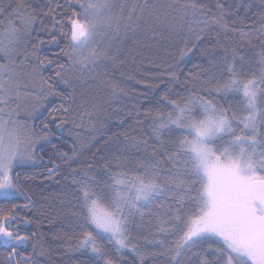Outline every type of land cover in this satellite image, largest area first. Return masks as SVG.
I'll return each instance as SVG.
<instances>
[{
  "label": "snow or ice",
  "instance_id": "1",
  "mask_svg": "<svg viewBox=\"0 0 264 264\" xmlns=\"http://www.w3.org/2000/svg\"><path fill=\"white\" fill-rule=\"evenodd\" d=\"M243 7L250 11L252 4ZM216 8L206 0H138L127 10L115 0H51L38 10L15 0L0 8V264H50L41 231L46 213L22 175L45 163L41 153L49 145L72 160L80 135L74 129L84 126V116L99 117L106 103L121 111L112 101L126 93L108 71L120 62L117 45L145 27L178 37L180 60L192 51L188 35H239L228 45L217 42L220 53L201 48L216 69L208 77L181 78V67L169 65L166 88L137 120L147 121L149 131L123 133L127 143L118 152L133 154L130 164L100 157L103 182L69 165L65 179L74 186L71 213L80 228L69 251L90 253V264H125L126 252L137 264H264V7L259 23L242 24L225 18L231 13L219 0ZM36 25L47 40L34 32ZM253 38L261 43L255 68L240 51ZM46 44L61 45L62 59L41 55ZM89 80L111 91L108 101L93 97L82 115L77 87ZM49 107L45 117L41 110ZM65 132L74 138L71 156L53 142ZM45 170L55 176L60 165ZM145 212L157 222L147 240L152 249H142L130 228Z\"/></svg>",
  "mask_w": 264,
  "mask_h": 264
},
{
  "label": "trees",
  "instance_id": "2",
  "mask_svg": "<svg viewBox=\"0 0 264 264\" xmlns=\"http://www.w3.org/2000/svg\"><path fill=\"white\" fill-rule=\"evenodd\" d=\"M15 0H0V8H7L8 4L14 3ZM25 3L31 5L32 8L39 9L51 0H24ZM63 2V0H61ZM138 0H115L117 4H123L127 10L133 3ZM213 12L220 11L216 8L217 0H206ZM224 5V11L231 13L226 15V19L231 21L237 19L238 24L247 21L251 23L256 21L259 23L257 13L262 6L260 0H219ZM252 4L250 11H247L243 5ZM239 7V11L237 8ZM247 11V14H246ZM235 26V25H233ZM34 32L47 40L45 32L41 31L39 25L35 26ZM187 35V33H184ZM239 33H223L217 35L216 32L205 33L202 39L197 40L195 34L188 35V44L192 51L180 60L178 57V49L182 48L183 42L174 35H169L167 30H160L152 33V30L145 27L137 30L135 39H127L122 44L117 45L119 52V63L111 66L108 71L110 78H115L123 89L121 98L113 100L112 103L121 111L118 113L107 103L105 107L107 111L97 116H84L83 127L74 129L79 133V143L76 145L77 155L70 161L65 162L56 149L50 145L41 153L44 164H37L28 168L22 175L21 182L29 188L33 200L38 207L46 213V218L41 225V231L45 234L44 241L50 252V264H90V253L83 251H69L70 246H74L79 239L80 228L75 222V217L72 216L71 209L73 201L70 196L71 189L74 187L65 177L72 168H77L81 172L88 170L95 173L97 179L107 180L105 169L100 166L99 158L104 157L105 160L113 159L119 156L121 161L131 162L132 155L130 153H120L118 149L123 148L127 142L124 140L123 133L130 132L135 135L136 130L144 127L145 133L149 131L147 121L144 125H138L137 120H143V113L150 108H154L155 100L159 97L157 93L162 94V89L166 88L168 76L166 73L171 71L169 65H179L182 69L181 78L188 75L189 72L199 73L203 77H208L210 72H215L216 69L210 65L208 56L201 55V48L206 47L210 54L220 53L221 47L216 46L217 42L220 45H228L233 42ZM61 45L46 44L41 48V55H46L49 59H62L60 53ZM241 54L245 60L250 62L253 68L257 67L259 53L261 51L260 41L253 38L252 43H243L240 45ZM199 65V67H197ZM52 66L45 69L44 75L48 76L51 73ZM139 81V82H138ZM86 86L85 98L80 96L81 84L77 87V110L83 115L85 111H91L92 98L99 95L103 96L105 101L109 100L106 94L110 89L101 91L98 82L93 83L89 80ZM62 89L64 86H61ZM59 98H55V103L59 104ZM49 105L53 100L47 102ZM224 103V101H221ZM50 107L42 109L44 116L47 117V112ZM139 114V115H138ZM91 120V124L89 123ZM53 132L56 129L52 128ZM67 141V142H65ZM58 148L72 155L71 143L74 138L69 137L67 132L64 133L62 139H53ZM99 149V151H98ZM52 164L60 165V172L55 176H49L45 170L47 166ZM92 164L93 167H89ZM156 209H153L155 212ZM134 241L142 249H152L154 246L147 244V240L151 239V233L156 231L157 222L152 213L145 212L143 222L139 217L135 218V223L130 225ZM59 237V238H56ZM0 251H3L0 248ZM125 264H137L133 253L126 252L123 254ZM144 264H151L150 260H146Z\"/></svg>",
  "mask_w": 264,
  "mask_h": 264
},
{
  "label": "rangeland",
  "instance_id": "3",
  "mask_svg": "<svg viewBox=\"0 0 264 264\" xmlns=\"http://www.w3.org/2000/svg\"><path fill=\"white\" fill-rule=\"evenodd\" d=\"M25 79H27V76H25ZM78 84H81V88L79 89L80 90V96L82 99H84L85 95H87V93L85 91L87 85H85L83 81L79 82ZM29 99H31V98H29ZM19 118L21 121H24L27 119V116L25 115V112L23 110H21Z\"/></svg>",
  "mask_w": 264,
  "mask_h": 264
},
{
  "label": "flooded vegetation",
  "instance_id": "4",
  "mask_svg": "<svg viewBox=\"0 0 264 264\" xmlns=\"http://www.w3.org/2000/svg\"><path fill=\"white\" fill-rule=\"evenodd\" d=\"M37 124H38V122H37ZM39 126V125H38ZM38 164H40V163H38ZM37 165V164H36Z\"/></svg>",
  "mask_w": 264,
  "mask_h": 264
}]
</instances>
